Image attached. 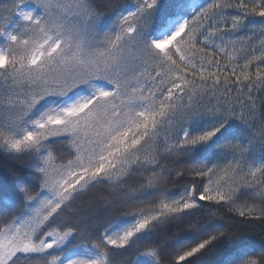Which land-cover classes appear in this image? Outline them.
I'll return each instance as SVG.
<instances>
[{
    "label": "snow or ice",
    "instance_id": "snow-or-ice-1",
    "mask_svg": "<svg viewBox=\"0 0 264 264\" xmlns=\"http://www.w3.org/2000/svg\"><path fill=\"white\" fill-rule=\"evenodd\" d=\"M0 154V264H264V0H0Z\"/></svg>",
    "mask_w": 264,
    "mask_h": 264
},
{
    "label": "trees",
    "instance_id": "trees-1",
    "mask_svg": "<svg viewBox=\"0 0 264 264\" xmlns=\"http://www.w3.org/2000/svg\"><path fill=\"white\" fill-rule=\"evenodd\" d=\"M121 2H124V0H121ZM257 19H259V18H257ZM26 160H27V157H25L24 160L18 161V160L10 159L3 154H0V175L6 174L8 172V170L12 167L20 168L25 163ZM98 191H101V190L94 189L92 193H89V195H94ZM250 235H252L253 239L258 244L260 239H261V235H264V233L261 232V229L259 227H256L255 231L253 233H250ZM169 258H170V250H169V252H166L164 254L165 264H167V260Z\"/></svg>",
    "mask_w": 264,
    "mask_h": 264
}]
</instances>
